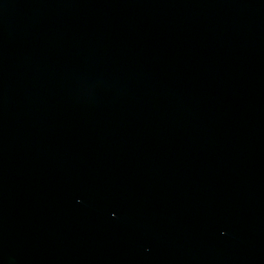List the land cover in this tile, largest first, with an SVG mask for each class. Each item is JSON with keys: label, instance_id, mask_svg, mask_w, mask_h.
<instances>
[{"label": "water", "instance_id": "obj_1", "mask_svg": "<svg viewBox=\"0 0 264 264\" xmlns=\"http://www.w3.org/2000/svg\"><path fill=\"white\" fill-rule=\"evenodd\" d=\"M0 264H264V0H0Z\"/></svg>", "mask_w": 264, "mask_h": 264}]
</instances>
